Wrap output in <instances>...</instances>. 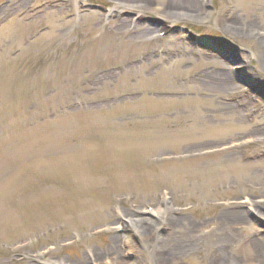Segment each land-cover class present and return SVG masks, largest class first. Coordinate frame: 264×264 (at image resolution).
Returning <instances> with one entry per match:
<instances>
[{
    "label": "rangeland",
    "instance_id": "rangeland-1",
    "mask_svg": "<svg viewBox=\"0 0 264 264\" xmlns=\"http://www.w3.org/2000/svg\"><path fill=\"white\" fill-rule=\"evenodd\" d=\"M262 206L264 0H0V264H73L113 231L155 264L165 208L204 231L242 212L223 263L248 264ZM146 214L151 246L123 217ZM193 249L165 264H213Z\"/></svg>",
    "mask_w": 264,
    "mask_h": 264
},
{
    "label": "bare ground",
    "instance_id": "bare-ground-1",
    "mask_svg": "<svg viewBox=\"0 0 264 264\" xmlns=\"http://www.w3.org/2000/svg\"><path fill=\"white\" fill-rule=\"evenodd\" d=\"M209 77L210 78L207 83L210 88L215 86L216 88H219V90L227 89L228 83L222 79L220 74L219 76L218 74H211ZM261 208L264 211V206ZM153 212L155 213V210ZM172 212L174 211L172 210ZM172 212L171 208H165L162 210V215H159L158 218L159 222L169 228L170 231L165 237L160 238L161 242L154 251L156 257L155 264H165V260L170 257L182 256L184 253L191 252L194 250V245L199 242L200 239L206 242L210 250H213V264H224V260L226 258L223 251L226 248L231 247V244L235 240L233 229L237 230L238 227L245 222V215H243L242 212L229 209L225 214L218 215L215 218L214 222L216 225L214 224L211 230L204 231L202 230L204 223L198 226V222L189 221L188 219L179 217L178 215H171ZM147 214L144 217L139 215L122 216L128 222V227L135 230L137 235H139V237L144 241V244L151 246V242H148V239L152 235L155 224H152L151 221L148 220L153 215ZM108 219H110L108 222V226H110V223L112 224V219L111 217ZM206 224H208V222H206ZM181 225L183 227L182 232H171L178 229ZM118 227H121L120 223ZM119 238L120 234L113 231L110 236L109 244L106 248L101 251L88 249L87 257L80 258L74 261L73 264H101V261H104V264H126L123 252H121L120 249L122 244H119ZM244 245L246 248L245 251H247L248 264H264L263 236L259 234L246 235Z\"/></svg>",
    "mask_w": 264,
    "mask_h": 264
},
{
    "label": "water",
    "instance_id": "water-1",
    "mask_svg": "<svg viewBox=\"0 0 264 264\" xmlns=\"http://www.w3.org/2000/svg\"><path fill=\"white\" fill-rule=\"evenodd\" d=\"M240 63H242V61H238V60H237V61H235L233 64H234V65H237V64H240Z\"/></svg>",
    "mask_w": 264,
    "mask_h": 264
}]
</instances>
